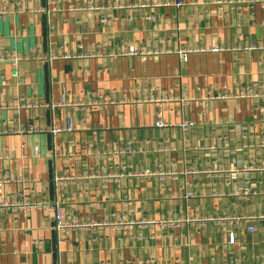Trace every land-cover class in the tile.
I'll return each mask as SVG.
<instances>
[{"label": "crops", "instance_id": "0c3cea01", "mask_svg": "<svg viewBox=\"0 0 264 264\" xmlns=\"http://www.w3.org/2000/svg\"><path fill=\"white\" fill-rule=\"evenodd\" d=\"M176 2L0 0V178L83 226L0 210V264H264V0Z\"/></svg>", "mask_w": 264, "mask_h": 264}, {"label": "built area", "instance_id": "2783aa9c", "mask_svg": "<svg viewBox=\"0 0 264 264\" xmlns=\"http://www.w3.org/2000/svg\"><path fill=\"white\" fill-rule=\"evenodd\" d=\"M186 4L195 5L196 0H190L189 3L185 0H177V2H176L177 7L184 6ZM217 4L221 5L222 1H218ZM7 12H8V10L3 5L0 4V14L7 13ZM211 50L217 52L219 50V48H212ZM131 52H133V50H131ZM189 54H190V51H186V50H181L179 53L180 57L184 61L188 60ZM6 60L14 62V61L19 60V57L10 58V57L0 56V79L3 78V74L1 71V65L3 64V61H6ZM248 94L249 93H245V94L241 93V96H247ZM100 103H101L100 100L95 99V98H92L91 101L88 102V104H90V105H98ZM80 104H82V103H80ZM189 125L190 124H182L183 131H186L188 129ZM157 126H159V127L164 126V123H163L161 117L157 120ZM74 130H76L75 126H73L70 119H67L66 124L64 126H61L58 124H54L49 128H36L33 126H29L27 130L21 131V132H40V133L50 132L51 134L56 135V134L61 133V132H72ZM35 151L37 153V150H35ZM19 182H21L20 178H13L11 176H8L7 174H3V176L0 178V210H3L6 208L10 211H16V210H18V211L19 210L20 211H29V210H34V209L50 208L55 213L56 227L59 230H62L65 228H72V227H83L82 225L75 224L74 222H72V223L66 222L65 219L63 218V214H62L61 210L57 206H51L45 200L34 201V200L26 199L23 192L17 191L14 193L13 192L9 193V192L5 191V187L7 184L19 183ZM254 219H255L254 217H248V218H246V221L252 223L254 221ZM186 221L190 222V223H196V222H201L202 220L199 218H186ZM135 223L142 224L144 222L139 221V222H135ZM135 223L130 222L131 225H134ZM155 223H157V222H155V221L145 222V224H151V225H154ZM158 223L162 227H165L167 225V222H165V221L158 222ZM98 225L114 226V225H116V223L109 221V222H102V223L85 224V226H91V227L98 226ZM250 229L255 230L253 225L250 226ZM228 238H229V243L231 245H233L235 243V240H236L235 233L230 232Z\"/></svg>", "mask_w": 264, "mask_h": 264}]
</instances>
